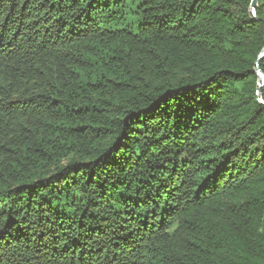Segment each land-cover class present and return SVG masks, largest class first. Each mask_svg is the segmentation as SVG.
I'll use <instances>...</instances> for the list:
<instances>
[{
	"label": "trees",
	"instance_id": "trees-1",
	"mask_svg": "<svg viewBox=\"0 0 264 264\" xmlns=\"http://www.w3.org/2000/svg\"><path fill=\"white\" fill-rule=\"evenodd\" d=\"M251 3L0 0V264H264Z\"/></svg>",
	"mask_w": 264,
	"mask_h": 264
},
{
	"label": "water",
	"instance_id": "water-1",
	"mask_svg": "<svg viewBox=\"0 0 264 264\" xmlns=\"http://www.w3.org/2000/svg\"><path fill=\"white\" fill-rule=\"evenodd\" d=\"M256 2H257V0H252V3H251V12H252V14H254V8H255V5H256ZM263 55H264V51L261 54V56H263ZM260 88H261V86H259V90H260ZM259 102L263 105V102L261 100H259Z\"/></svg>",
	"mask_w": 264,
	"mask_h": 264
},
{
	"label": "rangeland",
	"instance_id": "rangeland-1",
	"mask_svg": "<svg viewBox=\"0 0 264 264\" xmlns=\"http://www.w3.org/2000/svg\"><path fill=\"white\" fill-rule=\"evenodd\" d=\"M257 74H258V78L261 80V82L263 81V76L261 75L259 69H257Z\"/></svg>",
	"mask_w": 264,
	"mask_h": 264
}]
</instances>
